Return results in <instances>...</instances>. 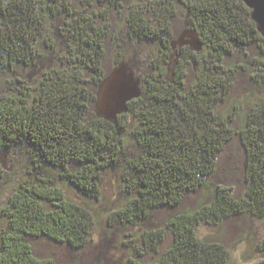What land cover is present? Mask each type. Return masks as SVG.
I'll list each match as a JSON object with an SVG mask.
<instances>
[{
    "label": "trees",
    "instance_id": "1",
    "mask_svg": "<svg viewBox=\"0 0 264 264\" xmlns=\"http://www.w3.org/2000/svg\"><path fill=\"white\" fill-rule=\"evenodd\" d=\"M181 16L183 28L198 31L200 51L173 49ZM116 17L128 39L158 47L139 67L117 55L115 65L122 61L135 71L142 93L109 121L95 102L112 69L106 60L119 39ZM236 54L253 58L255 82L264 84V37L242 0H0V163L5 153L23 150L35 175L33 183L13 188L2 209L8 228L0 235V264H58L40 257L32 239L83 248L95 227L92 200L106 172L120 165L133 196L109 213L108 226L139 224L155 209H175L238 136L246 153L244 194L217 187L200 209L176 211L164 229L142 233L143 254L161 252L146 264H225L226 245L202 239L197 226L245 212L264 216V98L242 126L220 111L246 72L231 63ZM169 64L174 68L167 74ZM126 134L138 149L131 156ZM55 170L86 200H72L53 185ZM257 250L264 252V239Z\"/></svg>",
    "mask_w": 264,
    "mask_h": 264
},
{
    "label": "rangeland",
    "instance_id": "2",
    "mask_svg": "<svg viewBox=\"0 0 264 264\" xmlns=\"http://www.w3.org/2000/svg\"><path fill=\"white\" fill-rule=\"evenodd\" d=\"M121 27L118 31V43L108 50L106 67H115V60L124 58L139 67L145 57L157 49L158 44L139 41L135 37L128 39L127 30L122 17H116ZM121 21V22H120ZM184 20L178 17L173 25L174 39L184 30ZM254 51V50H253ZM252 57L236 54L231 63L244 65L246 72L240 71V82L235 86L232 96L220 108L225 115H234L235 124L242 126L252 105L264 98V84L255 82L256 71L251 66ZM122 62V61H121ZM115 65V66H114ZM170 74L174 66L169 64ZM241 69V68H239ZM128 156L137 153L138 149L130 137L124 136ZM0 163V235L8 228V219L2 209L8 201L13 188L20 183L34 182L33 165L24 151L7 152ZM246 153L238 136L232 138L219 153L215 171L208 175L203 184L190 192L184 201L175 209H155L150 218L135 225L108 226L107 216L118 207H122L133 193L127 192L123 179L124 165L109 169L103 181L102 191L98 199H93L97 207L95 227L90 241L81 249H72L65 244L47 238L32 239L38 255L43 258H54L58 264H146L157 260L161 252L148 251L143 254L142 233L145 230L165 228L166 219L176 211L194 212L214 198L217 187H233L240 196L245 190ZM53 185L62 188L65 195L75 201L86 200L85 196L67 179L59 176V171L52 172ZM198 235L204 240L222 242L229 250L230 257L225 264H254L264 259V252H258L257 244L264 239V216L257 217L249 212L234 215L217 223H202L197 226ZM170 236H167L169 238ZM166 241L164 245H168ZM161 248V247H160ZM161 250V249H160Z\"/></svg>",
    "mask_w": 264,
    "mask_h": 264
},
{
    "label": "water",
    "instance_id": "3",
    "mask_svg": "<svg viewBox=\"0 0 264 264\" xmlns=\"http://www.w3.org/2000/svg\"><path fill=\"white\" fill-rule=\"evenodd\" d=\"M251 9V18L257 30L264 37V0H242ZM173 49L189 45L192 50L200 51L202 42L197 30L190 28L181 31L171 42ZM141 79L125 62L110 70L98 86L95 109L98 115L114 121L128 111V103L140 97Z\"/></svg>",
    "mask_w": 264,
    "mask_h": 264
},
{
    "label": "flooded vegetation",
    "instance_id": "4",
    "mask_svg": "<svg viewBox=\"0 0 264 264\" xmlns=\"http://www.w3.org/2000/svg\"><path fill=\"white\" fill-rule=\"evenodd\" d=\"M188 46H189V45H188ZM178 47H180V46H178ZM178 47H177V48H178ZM189 47H190V46H189ZM176 56H177V59H178L179 54H177ZM177 59H175V64H176V62H177ZM175 64H174V65H175Z\"/></svg>",
    "mask_w": 264,
    "mask_h": 264
}]
</instances>
